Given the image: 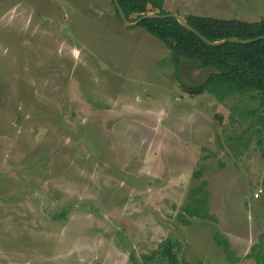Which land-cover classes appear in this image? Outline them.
I'll return each instance as SVG.
<instances>
[{"label":"rangeland","instance_id":"obj_1","mask_svg":"<svg viewBox=\"0 0 264 264\" xmlns=\"http://www.w3.org/2000/svg\"><path fill=\"white\" fill-rule=\"evenodd\" d=\"M54 1L0 0V264H157L167 240L182 264H256L264 115L233 108L257 94L191 96L112 0ZM162 8L264 20V0Z\"/></svg>","mask_w":264,"mask_h":264},{"label":"trees","instance_id":"obj_2","mask_svg":"<svg viewBox=\"0 0 264 264\" xmlns=\"http://www.w3.org/2000/svg\"><path fill=\"white\" fill-rule=\"evenodd\" d=\"M166 0H118L130 22H135L147 14L168 15L162 8ZM116 16L122 21L112 0ZM189 25L210 41L232 37L242 40L264 37V20L248 23L239 20H224L200 15L185 17ZM138 27L159 40L176 57V76L191 96L213 95L223 102L230 95L239 93L251 95L250 101L259 100L258 107L243 105L233 108L237 117L250 120L249 129L255 130L264 115V39L253 44L226 43L211 47L197 35L185 29L175 18L146 19ZM172 240L162 243L158 252L160 263L182 264L181 249ZM219 247H228L217 239ZM225 249V248H224ZM157 253L149 257L155 261ZM249 257L256 264H264V233L258 249L254 248ZM148 258V257H147Z\"/></svg>","mask_w":264,"mask_h":264},{"label":"water","instance_id":"obj_3","mask_svg":"<svg viewBox=\"0 0 264 264\" xmlns=\"http://www.w3.org/2000/svg\"><path fill=\"white\" fill-rule=\"evenodd\" d=\"M115 5L119 11L120 17L122 19V21L128 26V27H135L138 26L143 20L146 19H166V18H175L176 20H178V22L187 30H189L190 32L194 33L195 35H197L204 43H206L207 45L211 46V47H220L222 45H225L226 43H235V44H242V45H249V44H253L255 42L261 41L264 39V37H259V38H255V39H247V40H242L240 38H236V37H232V38H228V39H223V40H219V41H210L208 39H206L205 37H203L196 29H194L193 27H191L188 23V21L178 15V14H168V15H159V14H147L142 16L141 18H139L138 20H136L135 22H130L128 21L124 10L122 9V7L120 6L118 0H114Z\"/></svg>","mask_w":264,"mask_h":264},{"label":"crops","instance_id":"obj_4","mask_svg":"<svg viewBox=\"0 0 264 264\" xmlns=\"http://www.w3.org/2000/svg\"><path fill=\"white\" fill-rule=\"evenodd\" d=\"M44 1H46L52 7L56 5V2L54 0H42V2H44ZM38 2H39V0H32V3H35V5H37ZM38 5H40V4H38ZM44 10L49 11V10H53V9L52 8L49 9V7L45 6ZM29 14H31V12H29ZM27 16H29V15L27 14Z\"/></svg>","mask_w":264,"mask_h":264},{"label":"flooded vegetation","instance_id":"obj_5","mask_svg":"<svg viewBox=\"0 0 264 264\" xmlns=\"http://www.w3.org/2000/svg\"><path fill=\"white\" fill-rule=\"evenodd\" d=\"M180 258V257H179Z\"/></svg>","mask_w":264,"mask_h":264}]
</instances>
